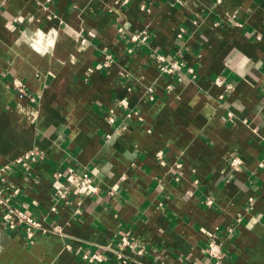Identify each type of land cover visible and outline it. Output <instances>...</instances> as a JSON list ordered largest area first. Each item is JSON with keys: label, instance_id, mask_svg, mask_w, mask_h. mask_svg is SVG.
Listing matches in <instances>:
<instances>
[{"label": "crops", "instance_id": "1", "mask_svg": "<svg viewBox=\"0 0 264 264\" xmlns=\"http://www.w3.org/2000/svg\"><path fill=\"white\" fill-rule=\"evenodd\" d=\"M28 151L15 204L63 234L0 225V264H214L212 239L264 264V0H0V168ZM68 166L100 185L78 214L52 210Z\"/></svg>", "mask_w": 264, "mask_h": 264}, {"label": "built area", "instance_id": "2", "mask_svg": "<svg viewBox=\"0 0 264 264\" xmlns=\"http://www.w3.org/2000/svg\"><path fill=\"white\" fill-rule=\"evenodd\" d=\"M142 40H147L149 33L147 30L140 32ZM111 56L108 55L106 64L111 61ZM160 62V70L166 74H174L181 71L184 62L179 58H168L164 54H158ZM191 70V69H190ZM215 83L229 92L233 89L232 84L227 82L226 77L219 74L215 78ZM15 86L24 91V83L20 79L14 80ZM224 96V92L220 97ZM121 105L128 106L125 99L120 100ZM129 115H135L140 117L136 110H130ZM231 115V114H230ZM113 120V117L110 116ZM35 155L33 151H28L22 156L18 157L14 164H6L0 168V225L5 229L15 233L22 231V235L27 244L35 243L41 236L48 233L63 234V229L60 224L46 225L44 220L34 216L28 210L21 208L15 204L16 196L21 192V188L18 186H12L8 184L6 173L14 166L22 165L25 168H30V161ZM231 166L239 170L243 164V159L240 156H234L230 162ZM52 193L54 196V205L52 210H58V204L65 203L71 206L72 213L78 214L81 212L79 207L75 203V197L82 196L88 193H98L100 191V185L98 181L90 174L77 170L74 166H68L66 169H56L52 173ZM211 202V200H209ZM123 241L126 242L127 238L123 236ZM206 251L214 264H223L226 260L227 253L222 248L221 244L215 240H210L207 244ZM84 259L101 261L104 259V255L101 252H95L94 254L84 253Z\"/></svg>", "mask_w": 264, "mask_h": 264}]
</instances>
